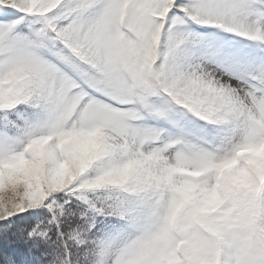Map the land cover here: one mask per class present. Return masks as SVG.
<instances>
[{"label": "snow or ice", "instance_id": "6c2138e0", "mask_svg": "<svg viewBox=\"0 0 264 264\" xmlns=\"http://www.w3.org/2000/svg\"><path fill=\"white\" fill-rule=\"evenodd\" d=\"M0 264H264V0H0Z\"/></svg>", "mask_w": 264, "mask_h": 264}]
</instances>
